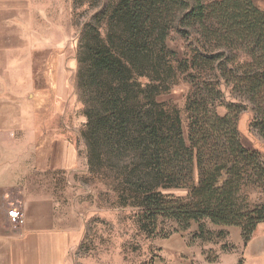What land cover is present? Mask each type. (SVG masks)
<instances>
[{
	"label": "trees",
	"instance_id": "obj_1",
	"mask_svg": "<svg viewBox=\"0 0 264 264\" xmlns=\"http://www.w3.org/2000/svg\"><path fill=\"white\" fill-rule=\"evenodd\" d=\"M173 30L195 34L186 58L167 46ZM76 62L89 172L110 181L113 204L137 207V226L153 238L191 222L195 238L222 236L209 220L241 227L246 244L264 221V159L242 143L238 121L249 108L264 140V9L253 0H117L82 25ZM177 74L191 83L188 139L158 99ZM160 217L178 226L156 235Z\"/></svg>",
	"mask_w": 264,
	"mask_h": 264
},
{
	"label": "rangeland",
	"instance_id": "obj_2",
	"mask_svg": "<svg viewBox=\"0 0 264 264\" xmlns=\"http://www.w3.org/2000/svg\"><path fill=\"white\" fill-rule=\"evenodd\" d=\"M42 1L58 4L42 7L58 11L56 18L51 16L54 20L42 21L36 16L34 21L35 32L47 34L34 39L35 49L42 47L45 51L9 55L12 60L6 63L7 56L4 61L2 84L4 92L9 89L13 97V102H3L4 110L13 112L12 117H4V125L11 123L16 130L13 134L4 133L3 140L14 143L12 152L18 158L20 174L45 177L43 181L32 179L27 184L42 186L51 197L53 220L72 229L71 239L76 246L67 264H160L156 237L149 236L136 224L134 214L138 208L114 205L110 181L89 172L87 146L82 136L86 120L75 92L78 36L86 21L105 13L117 0ZM253 2L264 9V0ZM35 9L38 12L39 7ZM37 26L43 27L42 30ZM104 31L102 25L101 32ZM189 35L192 37L173 30L167 37V46L177 53V59L189 56L195 34ZM220 88L230 100L227 88L223 84ZM190 90L191 83L177 74L174 83L158 98L169 111L178 113L187 139L185 102ZM218 110L225 112L223 106ZM23 111L28 114L26 117ZM251 119L249 108L239 115L241 141L258 150L264 159V140L250 127ZM66 146L75 150L74 161L67 166ZM10 151L4 150V154ZM156 226L155 233L160 235L178 225L172 219L160 217ZM263 247L259 243L258 249ZM204 253L212 257L215 251L204 249Z\"/></svg>",
	"mask_w": 264,
	"mask_h": 264
},
{
	"label": "crops",
	"instance_id": "obj_3",
	"mask_svg": "<svg viewBox=\"0 0 264 264\" xmlns=\"http://www.w3.org/2000/svg\"><path fill=\"white\" fill-rule=\"evenodd\" d=\"M49 4L58 5L42 0L37 3L35 0H0V264H67L76 246V241L71 239L72 229L53 220L50 195L45 194L42 186L37 188L27 184L32 179L43 181L45 177L20 174L18 158L12 152L15 145L3 140L4 133L13 134L16 130L11 123L4 125V117L13 116L11 110L3 107V102H13L11 91L4 92L2 84L4 61L7 56L6 63L12 60L9 55L45 51L42 47L35 49L34 39L47 34H37L34 21L36 16L42 21L56 18V9L42 8ZM37 27L39 30L43 28ZM5 75L11 77L10 73ZM23 113L25 117L28 115L26 111ZM9 149L11 151L4 154V150ZM65 149L69 154L64 162L67 166L74 161L75 150L69 146ZM11 207L23 213V223L10 221L7 211ZM205 224L210 231L223 235L192 238L198 231V224L192 222L186 231L174 232L166 238L156 237L154 242L160 249V264H264V247L258 249L259 243L264 245V221L258 223L246 245L241 227L218 225L209 220ZM189 241L195 242L190 244ZM204 249L215 251L217 258L208 261Z\"/></svg>",
	"mask_w": 264,
	"mask_h": 264
},
{
	"label": "built area",
	"instance_id": "obj_4",
	"mask_svg": "<svg viewBox=\"0 0 264 264\" xmlns=\"http://www.w3.org/2000/svg\"><path fill=\"white\" fill-rule=\"evenodd\" d=\"M8 217L13 223H23L24 216L23 213L16 207H11L7 211Z\"/></svg>",
	"mask_w": 264,
	"mask_h": 264
}]
</instances>
